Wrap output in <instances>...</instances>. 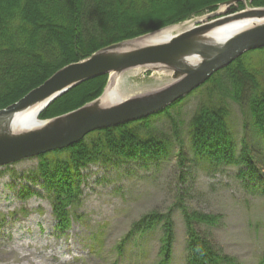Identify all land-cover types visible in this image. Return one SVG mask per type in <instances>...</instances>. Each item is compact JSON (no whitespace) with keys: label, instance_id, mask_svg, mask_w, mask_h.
<instances>
[{"label":"trees","instance_id":"obj_1","mask_svg":"<svg viewBox=\"0 0 264 264\" xmlns=\"http://www.w3.org/2000/svg\"><path fill=\"white\" fill-rule=\"evenodd\" d=\"M223 1L227 0H0V109L18 101L61 67L104 46L213 10ZM251 5L264 6V0H251ZM107 81L108 74H104L74 86L52 101L39 118H52L92 101L101 95ZM199 90L205 98L188 123L192 151L210 164L240 166V176L260 181L263 187L264 47L246 52L194 92ZM230 99L241 107L244 127L252 124L260 135L261 155H254L246 137L239 141L238 150L228 123ZM183 100L143 119L95 130L71 146L39 156L34 179L43 177L60 228L71 224L69 207L81 203L82 169L88 165L159 162L171 155L175 141L184 147L182 122L171 112ZM160 115L169 119L168 132L154 121ZM64 152L67 154L60 156ZM177 157L185 165L188 157L183 148ZM174 207L181 210L186 227L185 264H240L197 229L201 223L216 225L221 215L192 210L183 198ZM173 210H152L135 221L117 246L119 254H124L129 239L160 227L157 264H169L175 241ZM258 264H264V255Z\"/></svg>","mask_w":264,"mask_h":264},{"label":"rangeland","instance_id":"obj_2","mask_svg":"<svg viewBox=\"0 0 264 264\" xmlns=\"http://www.w3.org/2000/svg\"><path fill=\"white\" fill-rule=\"evenodd\" d=\"M120 77H125L134 93L149 86L157 89L162 80H172L167 72L146 67L126 70ZM204 98L199 90L171 109L182 122L184 147L175 141L167 159L98 162L82 169L81 203L69 207L71 224L66 228L57 225L43 177L34 179L39 157L0 167V264H157L160 227L139 239H129L123 255L117 246L144 214L171 208L175 241L169 264H185L186 227L181 210L174 207L182 198L192 210L221 215L216 225L197 224L199 232L240 264H258L264 255V186L240 176V166L210 164L194 154L188 123ZM228 103V123L238 150L239 141L246 137L254 155H261L262 139L256 128L252 124L244 127L241 107L231 99ZM154 121L159 128L170 130L166 115ZM181 148L188 157L185 165L178 162ZM22 189L26 192L21 193Z\"/></svg>","mask_w":264,"mask_h":264},{"label":"water","instance_id":"obj_3","mask_svg":"<svg viewBox=\"0 0 264 264\" xmlns=\"http://www.w3.org/2000/svg\"><path fill=\"white\" fill-rule=\"evenodd\" d=\"M239 1L229 0L222 4ZM220 14L211 13L210 16L218 17L203 24L198 22L194 27L176 33L167 42L129 50L122 47L126 41L104 46L83 60L61 67L18 101L0 109V167L71 146L91 131L155 114L188 95L244 53L264 47V21L232 34L224 41L205 36L230 20H264V7H253L231 15ZM138 67L167 72L172 80L146 94L133 95L108 106L98 105L97 101L112 76L120 77L124 71ZM104 74H109L108 83L103 94L96 99L64 114L41 120L42 126L38 128L20 133L7 129V120L16 112L43 103L40 113L74 86Z\"/></svg>","mask_w":264,"mask_h":264},{"label":"bare ground","instance_id":"obj_4","mask_svg":"<svg viewBox=\"0 0 264 264\" xmlns=\"http://www.w3.org/2000/svg\"><path fill=\"white\" fill-rule=\"evenodd\" d=\"M223 2H225V1H223ZM223 2H221V3H223ZM240 2H243V6L239 5ZM248 3L251 4V0H241L239 2H235L236 9H233L232 8L233 6L229 5L230 9H228V11L225 15L237 14V13H241V12L246 11L247 9H249ZM219 4L220 3H218L217 7L213 10H207L205 12H202L199 15H193L187 19H184L183 21H178L176 23H172V26H169L167 28H165L166 26L160 27V28L156 29L158 31L154 30V31H156L154 33L150 34V32H146L144 34H141V35H138V36H135L132 38L123 39L119 42L126 41L125 43H123V46H122L124 50H129V49H134V48L143 47V46H147V45H154V44H158V43H162V42H167L176 33H179L183 30L192 28L195 25H197L198 22L200 24H203V23L212 21L215 16H210L211 13H214V12L223 13V12H225L227 6L225 4H223L221 7H219ZM260 7H264V6H260ZM262 21H264V20L258 19V18H241V19L230 20V21L225 22V23L219 25L218 27L212 29L205 36L208 39H213L215 41H224L228 36L235 34L239 31H242L244 29L250 28V27L254 26L255 24L261 23ZM180 22H184V23L179 24ZM139 36H141V37H139ZM137 37H139V38H137ZM134 38H136V39H134ZM131 39H134V40H131ZM258 49H260V48H258ZM254 50H256V49H254ZM254 57H255V55H254ZM235 60L233 62H231L230 64H228L226 67H228L229 65L234 63ZM71 63H73V62H71ZM134 71H135V69H134ZM167 82L163 81V80L161 81V83H163V84H165V83L168 84ZM163 84H159L158 86L163 87V86H161ZM204 84H202L201 86H203ZM201 86H199L198 88H200ZM160 87H158V88H160ZM152 88L153 87L149 86V87L141 89V91L138 93H134V92H132L133 88H131V86L127 85L125 77H122V78L117 77L116 78L115 76H112L110 83H109V86L107 87L104 94H103V92L101 93V95L102 94L103 95L101 96V99H99L97 102H98V105H100V106H104V105L108 106L111 104H116V103L124 100L127 97H131L133 95H138V94H146V93L151 92V91L156 89V88H153V89ZM198 88H196L195 90H197ZM195 90H193L192 92H194ZM192 92H190L188 95H186L180 99H184L185 97L191 95ZM180 99H178V100H180ZM42 106H43V103H39V104L32 105L23 111L16 112L14 115H12L7 120V129L13 133L14 132L20 133V132H24V131L35 129V128L42 126V122L39 120V111H40V108ZM94 131L89 132L87 135H89L90 133H92Z\"/></svg>","mask_w":264,"mask_h":264}]
</instances>
